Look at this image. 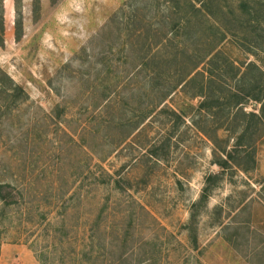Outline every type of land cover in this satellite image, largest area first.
Wrapping results in <instances>:
<instances>
[{"label":"rangeland","instance_id":"374dc122","mask_svg":"<svg viewBox=\"0 0 264 264\" xmlns=\"http://www.w3.org/2000/svg\"><path fill=\"white\" fill-rule=\"evenodd\" d=\"M34 3L1 0L0 82L22 98L0 101V185L13 197L0 201V264H264V134L253 170L222 173L194 125L200 98L178 89L142 120L160 92L124 24L137 15L138 31L142 20L162 30L167 3ZM217 52L227 76L252 78L249 63L264 73V47L228 37ZM241 108L262 114L254 101Z\"/></svg>","mask_w":264,"mask_h":264},{"label":"trees","instance_id":"16d2710c","mask_svg":"<svg viewBox=\"0 0 264 264\" xmlns=\"http://www.w3.org/2000/svg\"><path fill=\"white\" fill-rule=\"evenodd\" d=\"M52 1L54 3L55 0ZM164 1L168 6V14L165 17L168 22L167 26L161 25L162 30L152 32L151 25H144L142 20V28L138 31L141 21H137V15L135 18L130 15L129 22L124 24L129 25L125 33L127 41L130 44L135 41L134 45H141L140 69L152 73L151 89L160 92L157 94L159 102L152 106L149 114L142 116V120L150 116L151 111L160 107L178 89L188 94L191 99L200 98L201 101L195 109L191 105L189 107L201 117L199 124L194 123L199 133L213 144L214 165L222 173L226 169L243 172L253 170L256 165L254 143L264 134V73L256 65L249 63L248 70H254L255 73L252 78H248L244 73L238 78L239 68L234 69V74L231 69V75L227 76L218 60L217 49L228 37L243 40L255 50L264 47V0ZM34 2L35 6L39 4V0ZM1 6L0 0V8ZM17 24L15 39L19 40L21 26L20 23ZM115 27L120 33L118 24ZM3 30V16L0 10V44L3 43ZM186 40L190 42L189 46L182 43ZM205 61L210 64L208 77H205V71L202 70L207 64ZM226 63L227 67H232L229 61ZM234 79L236 82L248 81L251 91L240 97L241 92L228 84ZM9 81L5 77V80L0 82V101L9 100L17 104L22 98V89L17 86L11 88L7 84ZM246 101L261 104L262 114L246 113L241 108ZM236 108L239 109L235 111ZM172 113L181 118L175 112ZM218 131L227 132L234 139L229 136L221 140ZM230 139L233 140L231 147ZM206 181L211 184L212 177ZM10 187L0 185V201H4V206L13 204V197L10 199L9 194L2 196L3 190ZM208 189L209 187L203 190L199 202L203 203L207 199ZM261 190L264 192V184Z\"/></svg>","mask_w":264,"mask_h":264}]
</instances>
